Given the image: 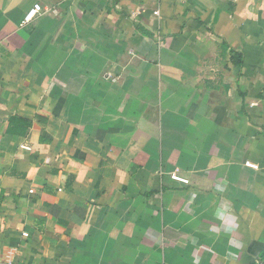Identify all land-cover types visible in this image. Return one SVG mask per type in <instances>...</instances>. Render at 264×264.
<instances>
[{"label": "crops", "instance_id": "obj_1", "mask_svg": "<svg viewBox=\"0 0 264 264\" xmlns=\"http://www.w3.org/2000/svg\"><path fill=\"white\" fill-rule=\"evenodd\" d=\"M263 260L264 0H0V264Z\"/></svg>", "mask_w": 264, "mask_h": 264}, {"label": "built area", "instance_id": "obj_2", "mask_svg": "<svg viewBox=\"0 0 264 264\" xmlns=\"http://www.w3.org/2000/svg\"><path fill=\"white\" fill-rule=\"evenodd\" d=\"M176 2H179L181 4L187 2V0H175ZM52 13V14H57V9L52 8V9H45L43 8L41 5L39 4H34L25 14L24 18H23V23L24 24H29L30 22H32L34 19H36L38 16H40L42 13ZM140 10L135 11L133 13H131L130 17L132 18V20L137 23V17L139 15ZM153 16L158 17L159 13L158 11H153ZM247 166L250 168H254L256 169L257 166L253 165V164H249L247 163ZM172 178H174L172 176Z\"/></svg>", "mask_w": 264, "mask_h": 264}, {"label": "water", "instance_id": "obj_3", "mask_svg": "<svg viewBox=\"0 0 264 264\" xmlns=\"http://www.w3.org/2000/svg\"><path fill=\"white\" fill-rule=\"evenodd\" d=\"M261 264H264V260H263V262Z\"/></svg>", "mask_w": 264, "mask_h": 264}]
</instances>
